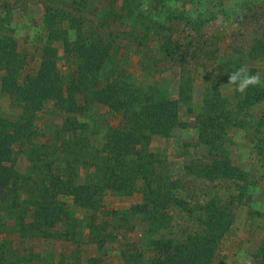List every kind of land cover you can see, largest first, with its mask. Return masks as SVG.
<instances>
[{
	"label": "rangeland",
	"instance_id": "1",
	"mask_svg": "<svg viewBox=\"0 0 264 264\" xmlns=\"http://www.w3.org/2000/svg\"><path fill=\"white\" fill-rule=\"evenodd\" d=\"M165 3L162 6L157 0H0V34L16 42L15 59L20 65L16 74L21 82L39 70L44 48L50 43L46 42L48 32L44 23L50 9L80 19L88 34L96 33L111 43L109 68L114 66L121 71L127 82L140 88L155 86L171 98H178L179 86L188 83L190 89L185 92L187 100L180 103L174 136H153L149 150L163 164L161 176L179 185L174 195L185 200L188 207L195 210L202 206L207 201L205 196H214L234 207L232 225L211 264H264V124L259 122L264 102L251 106L243 103L250 75L259 84L257 92L264 91V0ZM52 45L56 47L58 77L69 82L76 77L73 61L61 42ZM2 74L0 70V117L14 121L20 111L13 108L9 95L2 91ZM235 80L237 83H233ZM207 90L218 91L226 100L224 105L230 110V117L233 116L223 145L233 164L246 174V181L208 182L190 173L191 169L198 170V164L210 163L212 156L199 140L188 143L175 134L186 127L196 128L199 134L197 116ZM64 96L68 97L65 109L49 101L39 111L38 137L34 142L59 146L67 140L68 133L63 131L66 124L83 126L86 142L93 146V151L88 150L84 157L92 158L102 147L106 128H121L123 118L97 103L86 105L80 95H72L74 105L67 92ZM14 150V168L25 173L31 164L25 155L28 149L17 144ZM59 155L60 161L53 167L56 173L62 172L58 164L65 160L64 155ZM79 170L84 182L88 171ZM141 188L142 183L138 182L130 195L106 192L102 199L106 212L97 214L77 207L71 197L60 196L70 220L54 229H45L37 237L51 240L45 245L49 251L43 264H125L123 255L131 249L144 255L155 253L149 250L152 235L155 239L172 237L182 241L185 228L199 229V222L194 223L184 209L176 206L171 212L172 222L161 230L141 214L132 212L133 206L144 202ZM19 201V205L11 207L8 200L0 207L1 246H5L16 264H27L28 260L41 262L21 244L15 217L22 202L26 208L31 204L25 196ZM39 245L29 242L27 247L32 251L39 249Z\"/></svg>",
	"mask_w": 264,
	"mask_h": 264
},
{
	"label": "trees",
	"instance_id": "2",
	"mask_svg": "<svg viewBox=\"0 0 264 264\" xmlns=\"http://www.w3.org/2000/svg\"><path fill=\"white\" fill-rule=\"evenodd\" d=\"M157 1L166 5L165 0ZM44 23L48 32L46 42L50 43L44 48L39 70L23 82L16 74L20 69L15 59L16 42L0 34L1 88L9 95L13 108L20 111L14 121L0 117V207L8 200L11 207L19 205L22 196L31 204L26 208L22 202L19 215L15 217L21 239L38 237L45 229H54L70 220L68 208L60 196L71 197L77 207L97 214L106 212L102 206L106 192L130 195L141 182L144 202L133 206L132 212L141 214L161 230L172 222L171 212L176 206L184 209L194 223L198 221L199 229L185 228L182 241L172 237L155 239L152 235L149 250L155 253L144 255L131 249L123 255L125 264H211L216 249L232 225L234 207L214 196H205V204L195 210L188 207L185 200L174 195L179 185L161 176L163 164L149 150L153 136L168 138L179 125L180 103L187 100L185 92L190 89L189 84L179 86L178 98H171L155 86L140 88L127 82L114 66L109 68L111 43L96 33L88 34L80 19L61 10L53 13L49 9ZM56 42L63 44L74 65L76 77L66 83L58 77L56 47L52 45ZM250 76L243 100L247 106L264 102V91L257 92L259 84ZM65 92L71 96V105L75 103L72 95H80L86 105L97 103L123 118L121 128H106L102 147L95 149L96 155L92 158L84 157L88 150L93 151V146L86 142L83 126L66 124L63 131L68 133L67 140L59 146L34 142L38 137L39 111L49 101L65 109L68 103ZM203 97L202 111L197 116L198 139L208 148L212 160L198 164V170L191 169V175L208 182L246 181V174L232 164L223 145L233 119L230 110L225 108L226 100L216 90H207ZM259 122L264 124V114ZM17 144L28 149L25 155L31 164L25 173L14 168ZM59 153L65 160L58 164L62 172L56 173L53 167L60 161ZM91 167L94 168L92 172ZM79 168L88 171L84 182H81ZM198 212L203 216H198ZM1 244L0 264H16Z\"/></svg>",
	"mask_w": 264,
	"mask_h": 264
},
{
	"label": "crops",
	"instance_id": "3",
	"mask_svg": "<svg viewBox=\"0 0 264 264\" xmlns=\"http://www.w3.org/2000/svg\"><path fill=\"white\" fill-rule=\"evenodd\" d=\"M174 132H175V129H174ZM175 135L180 136V139H182L183 141L188 142V143H195V142H198V140H199L196 128H194V129H190L189 127L188 128L186 127L183 129L181 128L178 130V132ZM172 136H174L173 133H172ZM154 139H160V138L154 137ZM174 139L175 138L172 137L171 141H173ZM232 164H233V162H232ZM237 167H238V165H237ZM20 241H21L22 245L26 246L28 254L32 253L34 256H37L41 259V262L33 260L32 262L28 261L27 264H41V263L43 264L45 262V256L49 251L48 248L45 247V245L49 244V242L51 240L34 237V238L20 239ZM29 242L34 243L36 245L41 244V245H39L41 247L39 249L29 251L30 249L27 247V246H29Z\"/></svg>",
	"mask_w": 264,
	"mask_h": 264
}]
</instances>
